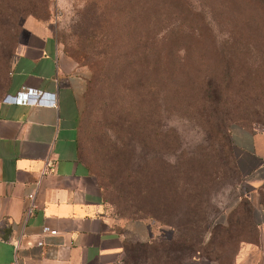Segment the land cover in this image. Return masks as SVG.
I'll list each match as a JSON object with an SVG mask.
<instances>
[{"label": "rangeland", "instance_id": "1", "mask_svg": "<svg viewBox=\"0 0 264 264\" xmlns=\"http://www.w3.org/2000/svg\"><path fill=\"white\" fill-rule=\"evenodd\" d=\"M28 16L50 23L84 74L80 148L108 213L119 225L151 227L146 242H129L126 263L234 264L257 218L231 134L264 133V51L245 55L226 85L213 59L186 56L179 40L174 56L192 64L162 83L140 81L148 25L134 0H0V94ZM207 16L218 42L230 25Z\"/></svg>", "mask_w": 264, "mask_h": 264}, {"label": "crops", "instance_id": "2", "mask_svg": "<svg viewBox=\"0 0 264 264\" xmlns=\"http://www.w3.org/2000/svg\"><path fill=\"white\" fill-rule=\"evenodd\" d=\"M22 36L0 94V264H125L147 222L119 225L80 148L84 74L60 49L46 20H22ZM38 97L55 105L22 103ZM248 177L256 235L239 241L234 264H264V133L231 134ZM48 168L42 173L44 167ZM35 207L27 218V195ZM48 225L57 234H42Z\"/></svg>", "mask_w": 264, "mask_h": 264}, {"label": "trees", "instance_id": "3", "mask_svg": "<svg viewBox=\"0 0 264 264\" xmlns=\"http://www.w3.org/2000/svg\"><path fill=\"white\" fill-rule=\"evenodd\" d=\"M193 1L134 0L135 10L139 5L148 25L147 40L144 39L143 43L148 60L144 61L146 69L143 70L146 72L139 71L140 81H143L141 77H150L149 81L162 83L161 80H168L172 73L183 72L191 62L182 63L177 55L174 56L179 40L186 44L183 48L186 56L196 54L200 62L213 59L215 67L219 68L221 84L226 85L231 82L232 72L245 60V55L264 51V0H202L208 11L201 5L194 8ZM220 3L222 7L218 8ZM208 12L222 17L230 25L228 34L218 42L208 23ZM240 13H244L243 18H240ZM158 42L161 47H158ZM141 43V38H138L135 49H139ZM161 51L166 53L160 56ZM11 61L6 70V83ZM155 90H148L153 98ZM253 211V205L249 204L251 218L254 217ZM172 227L176 229L175 225Z\"/></svg>", "mask_w": 264, "mask_h": 264}, {"label": "built area", "instance_id": "4", "mask_svg": "<svg viewBox=\"0 0 264 264\" xmlns=\"http://www.w3.org/2000/svg\"><path fill=\"white\" fill-rule=\"evenodd\" d=\"M37 96L35 98H28V97H18L17 101L22 102V103H35V104H50V105H55V101L54 99H51V101H45V99H41L40 97H38L39 95H41V93L39 92L38 94H36ZM48 168V165H46L42 171V173L45 172V170ZM35 207V202H34V192H30L27 195V204L23 210V216L24 218H27L31 215L33 209ZM41 232L42 234H49V235H55L57 234V230L50 228L48 225H43L41 228Z\"/></svg>", "mask_w": 264, "mask_h": 264}]
</instances>
